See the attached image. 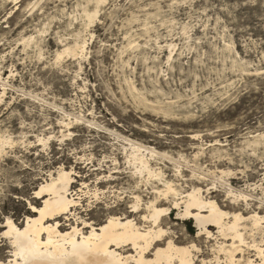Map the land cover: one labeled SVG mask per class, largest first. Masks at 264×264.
Masks as SVG:
<instances>
[{
    "label": "rangeland",
    "instance_id": "rangeland-1",
    "mask_svg": "<svg viewBox=\"0 0 264 264\" xmlns=\"http://www.w3.org/2000/svg\"><path fill=\"white\" fill-rule=\"evenodd\" d=\"M76 42L84 52L57 58ZM0 95V137L14 138L0 149V264L6 220L22 226L60 169L98 224L134 217L136 195L145 213L164 180L264 215V0H0ZM137 146L161 176L136 169ZM160 201L168 236L212 258L216 229L199 234ZM262 229L246 241L264 246Z\"/></svg>",
    "mask_w": 264,
    "mask_h": 264
},
{
    "label": "bare ground",
    "instance_id": "bare-ground-1",
    "mask_svg": "<svg viewBox=\"0 0 264 264\" xmlns=\"http://www.w3.org/2000/svg\"><path fill=\"white\" fill-rule=\"evenodd\" d=\"M84 49V44L76 42L59 53L57 58H61L64 52L77 55ZM1 137L0 149L9 139L6 141ZM143 150L140 146L135 147L136 154L132 159L136 169L161 176L158 171L155 173L152 170ZM72 174L60 169L57 176L51 175L40 185L34 194L36 200L29 201L31 215L26 217L22 226L11 218L6 220L3 234L9 237L12 247L9 264H264V246L256 243V240L251 245L245 238L249 228L252 231L264 228V215L258 211L248 216L241 211L230 213L215 199L205 196L201 187H192L182 193L173 181L164 180L162 190L155 191L154 199L145 201V213L141 214L142 198L136 195L135 202L130 206V213H134V217L110 214L98 224L97 215L89 219L76 213L75 207L79 201L71 189L75 182ZM230 194L234 199L248 200L245 194L231 191ZM161 197L164 200L172 198L173 208L178 209L177 215L193 219L199 234L214 237L210 230L213 227L222 236L223 241L216 244L212 258H202L197 262L194 251L199 252L200 249L195 244H192L195 248L192 245L181 246L168 236L164 217L171 214V209L160 206ZM70 215H73L74 223H70ZM62 217L69 223L62 224ZM227 240L231 241L228 243Z\"/></svg>",
    "mask_w": 264,
    "mask_h": 264
},
{
    "label": "snow or ice",
    "instance_id": "snow-or-ice-1",
    "mask_svg": "<svg viewBox=\"0 0 264 264\" xmlns=\"http://www.w3.org/2000/svg\"><path fill=\"white\" fill-rule=\"evenodd\" d=\"M39 194H40V193H37V195H39ZM191 247H192V248H195V245H192Z\"/></svg>",
    "mask_w": 264,
    "mask_h": 264
}]
</instances>
